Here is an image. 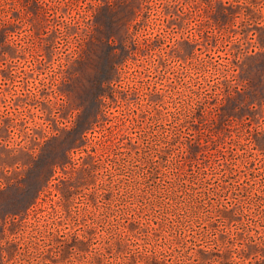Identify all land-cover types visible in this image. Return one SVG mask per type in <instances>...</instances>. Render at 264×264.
Instances as JSON below:
<instances>
[{"label": "rangeland", "instance_id": "obj_1", "mask_svg": "<svg viewBox=\"0 0 264 264\" xmlns=\"http://www.w3.org/2000/svg\"><path fill=\"white\" fill-rule=\"evenodd\" d=\"M263 93L264 0H0V264H264Z\"/></svg>", "mask_w": 264, "mask_h": 264}, {"label": "trees", "instance_id": "obj_2", "mask_svg": "<svg viewBox=\"0 0 264 264\" xmlns=\"http://www.w3.org/2000/svg\"><path fill=\"white\" fill-rule=\"evenodd\" d=\"M242 108L244 109L243 113H245V114H241V116H239V117L237 115L226 113V114H224L218 118L216 127H217L219 133L222 132V130H223V132H225V127H224L225 123L224 122H225L227 117H232V116L235 118H237V117L240 118L241 121L250 120L251 118H253V119L258 120L262 124V126L264 125V93L262 96H257V98L246 97L243 100ZM188 111L191 112L190 110H188ZM196 113L197 112H195V113L193 112L191 114V116H190V114H188V115H189V117H192V121H193V119H195L196 121L203 122V117H204L203 113H201V112H200L201 114L200 113L196 114ZM256 129H257V127L255 128V133L259 136L260 133ZM200 147L201 146L199 143H195L191 146L190 145L184 146L181 149V154L184 156H188V157L196 156V154L200 151ZM255 149H256V151H258L260 153H264V151H260L258 148H255ZM242 153H243V151L238 153V154H242ZM91 165H92V169L88 170L89 175H90V173H92L95 170V166H93L94 164H91ZM178 191L179 190H176L175 192H171L170 194L167 193L168 198L163 200V202H162L163 206L167 207L169 212H171V210L174 211L175 209H178V208H186L185 203L178 202L176 199V195H177ZM184 191H187V187H184ZM187 193H189V191ZM133 229L134 228H132L131 226H129V227L127 226L126 229L124 228L123 232L133 233Z\"/></svg>", "mask_w": 264, "mask_h": 264}, {"label": "snow or ice", "instance_id": "obj_3", "mask_svg": "<svg viewBox=\"0 0 264 264\" xmlns=\"http://www.w3.org/2000/svg\"><path fill=\"white\" fill-rule=\"evenodd\" d=\"M256 147L260 151H264V131L259 134V138L256 140Z\"/></svg>", "mask_w": 264, "mask_h": 264}]
</instances>
